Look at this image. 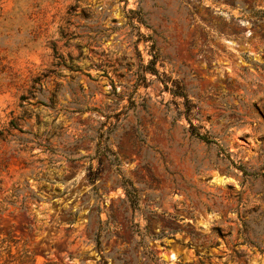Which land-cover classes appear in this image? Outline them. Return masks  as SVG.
<instances>
[{
    "label": "rangeland",
    "instance_id": "1",
    "mask_svg": "<svg viewBox=\"0 0 264 264\" xmlns=\"http://www.w3.org/2000/svg\"><path fill=\"white\" fill-rule=\"evenodd\" d=\"M0 264H264V0H0Z\"/></svg>",
    "mask_w": 264,
    "mask_h": 264
},
{
    "label": "trees",
    "instance_id": "2",
    "mask_svg": "<svg viewBox=\"0 0 264 264\" xmlns=\"http://www.w3.org/2000/svg\"><path fill=\"white\" fill-rule=\"evenodd\" d=\"M128 12L131 13V14H136V12H134V11H132V10H129ZM130 20H131L130 25H131V27H132L133 29L136 30V35H137V37H138V39H137L136 42H138V41H140V40H143L144 42H146L144 36H143L142 34H140V32H139V25H140V24H143L142 21H141V19L136 20V21H137V25H135V24L133 23V22H135V19H134V18H130ZM135 51H136V53L139 54V52H138L137 49H135ZM152 64H153V61L151 60V61L149 62V64L146 66V68H144V70H143V72H142V78H143V80H146L145 77L143 76V74H144L147 70H149V71H153V69H149L150 66H151ZM33 83H36V81H33ZM32 89H34V88L32 87ZM175 94H178V93H175ZM25 100H26V97H25V96H21V97H20V101H21V102H23V101H25ZM21 107H23L22 104H21ZM190 132H191V134L195 135V137H197L198 139H200V140H202V141H204V142H206V143H213V144H215L214 141H213L212 139L206 137L205 135H202V134L196 132L192 126H190ZM128 185H129V183H128L127 181H123V186H124V188H125V194H126V197L130 199V198H131V197H130L131 193H130V191L128 190V187H127ZM131 202H132V201H131ZM132 203H133V202H132Z\"/></svg>",
    "mask_w": 264,
    "mask_h": 264
}]
</instances>
